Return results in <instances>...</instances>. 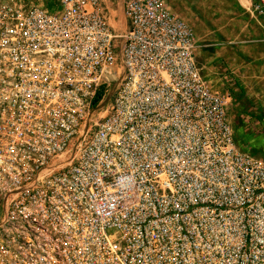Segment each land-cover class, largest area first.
<instances>
[{"label":"built area","instance_id":"obj_1","mask_svg":"<svg viewBox=\"0 0 264 264\" xmlns=\"http://www.w3.org/2000/svg\"><path fill=\"white\" fill-rule=\"evenodd\" d=\"M0 0V264H264V158L163 0ZM251 9L264 16V0Z\"/></svg>","mask_w":264,"mask_h":264},{"label":"rangeland","instance_id":"obj_2","mask_svg":"<svg viewBox=\"0 0 264 264\" xmlns=\"http://www.w3.org/2000/svg\"><path fill=\"white\" fill-rule=\"evenodd\" d=\"M20 1L42 5L53 2ZM101 1L106 5L109 24L116 32H122L125 21L120 0ZM163 1L192 28L202 75L214 86H230L229 118L235 137L264 158V47L257 46V37L250 32V19L259 15L252 12L253 0L250 4L248 0H177L186 6V12L175 9V1Z\"/></svg>","mask_w":264,"mask_h":264},{"label":"crops","instance_id":"obj_3","mask_svg":"<svg viewBox=\"0 0 264 264\" xmlns=\"http://www.w3.org/2000/svg\"><path fill=\"white\" fill-rule=\"evenodd\" d=\"M173 1H175V4L172 5V6L175 9H177L178 11L180 10L182 12H186L187 11L186 10L187 9L186 6L182 5V3L180 4L179 2H177V0H172V2ZM234 1L242 2V0H234ZM248 1H249L248 4H250L251 0H248ZM253 1H255V0H253ZM173 11L177 12L176 10H173ZM252 12H254V11H252ZM178 14L181 16L180 13H178ZM255 18H258V19H255ZM250 20H251L250 21V27H251L250 28V32L254 33V37L255 36L257 37V38L255 37L256 38L255 42H257L256 43L257 46L262 49V47H264V16L263 15H257V16L253 15V18L250 19Z\"/></svg>","mask_w":264,"mask_h":264}]
</instances>
